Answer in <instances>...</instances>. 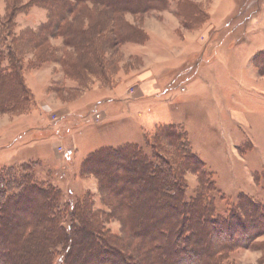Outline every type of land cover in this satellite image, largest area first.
Returning <instances> with one entry per match:
<instances>
[{"label": "rangeland", "instance_id": "obj_1", "mask_svg": "<svg viewBox=\"0 0 264 264\" xmlns=\"http://www.w3.org/2000/svg\"><path fill=\"white\" fill-rule=\"evenodd\" d=\"M18 1L29 6L30 0ZM89 9L100 18V9ZM6 14L7 0H0L4 56L13 38L48 22L45 9L28 7L16 17L10 37L2 20ZM74 23L84 30L92 24ZM115 23L131 41L114 49L104 44L94 75L87 72L83 81L67 76L60 62L40 64L25 40L18 44L28 99L23 108L15 102L22 110L0 112V170L13 169L18 182L55 188L70 212L87 203L108 214L84 162L101 148L144 146L145 135L175 125L188 134L203 170L213 174L217 194L224 197L218 213L233 207L240 194L264 206V76L255 64L264 54V0H172L165 10L122 15ZM45 47L59 58L66 53L79 59L74 50L66 51L62 36L50 37ZM8 66L9 59L2 64L5 72ZM113 94L120 97L113 101ZM10 150L14 153L4 157ZM184 180L189 202L201 187L189 170ZM263 227L229 264H264ZM105 228L122 237L118 221Z\"/></svg>", "mask_w": 264, "mask_h": 264}, {"label": "trees", "instance_id": "obj_2", "mask_svg": "<svg viewBox=\"0 0 264 264\" xmlns=\"http://www.w3.org/2000/svg\"><path fill=\"white\" fill-rule=\"evenodd\" d=\"M171 1L30 0L29 9H45L48 22L13 38L6 47L8 57L0 53V112L22 110L18 105L23 108L28 99L21 73L24 50L18 46L22 41L38 52L40 64L60 62L67 76L83 81L87 72L94 75L104 44L114 49L131 41L112 22L126 14L165 10ZM21 5L7 0L2 20L10 37L18 14L28 10ZM89 6L100 9V18ZM83 19L92 23L88 30L74 23ZM55 35L64 38L66 51L74 50L77 61L66 53L62 58L48 54L45 45ZM255 64L264 76V54ZM143 144L101 148L84 162L83 168L98 181L108 214L93 211L87 203L70 212L55 188L43 189L30 179L18 182L13 169L0 170V264H229L237 249L252 246L264 226V206L240 194L233 207L218 213L217 202L224 197L217 194L213 174L203 170L186 132L160 125L144 136ZM188 170L197 174L201 187L189 202L184 180ZM111 220L120 223L122 237L106 230Z\"/></svg>", "mask_w": 264, "mask_h": 264}, {"label": "crops", "instance_id": "obj_3", "mask_svg": "<svg viewBox=\"0 0 264 264\" xmlns=\"http://www.w3.org/2000/svg\"><path fill=\"white\" fill-rule=\"evenodd\" d=\"M3 14H4V12H3ZM3 14H2V15H3ZM17 21H19V20H17ZM28 85H29V83H28ZM30 89L33 90V87H32L31 85H30ZM115 92H116V91H115ZM115 92H114V93H115ZM116 95H117V94H113V95L111 96L112 98H110V99L113 100V101H115L114 99H116V98L118 99V98L120 97V96L118 97V96H116ZM33 121H34V120H33ZM35 123H36V122H35ZM36 125H37V124H36ZM13 153H14V151L10 150V151H9L4 157L9 158Z\"/></svg>", "mask_w": 264, "mask_h": 264}]
</instances>
